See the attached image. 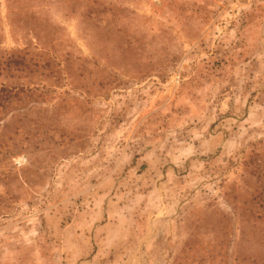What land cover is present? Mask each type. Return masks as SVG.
Here are the masks:
<instances>
[{"label":"rangeland","instance_id":"374dc122","mask_svg":"<svg viewBox=\"0 0 264 264\" xmlns=\"http://www.w3.org/2000/svg\"><path fill=\"white\" fill-rule=\"evenodd\" d=\"M0 264H264V0H0Z\"/></svg>","mask_w":264,"mask_h":264}]
</instances>
